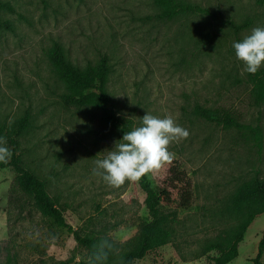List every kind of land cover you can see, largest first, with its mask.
Listing matches in <instances>:
<instances>
[{"label":"rangeland","instance_id":"rangeland-1","mask_svg":"<svg viewBox=\"0 0 264 264\" xmlns=\"http://www.w3.org/2000/svg\"><path fill=\"white\" fill-rule=\"evenodd\" d=\"M2 1L14 10H0V19L12 27L0 28V121L9 125L31 116L17 153L46 182L67 223L80 235L100 232L124 244L148 215L138 181L114 188L93 174L94 161L123 134L105 112L64 104L67 90L48 57L55 42L81 69L108 57L109 107L117 117L136 127L146 113L172 115L190 133L171 145L173 162L149 176L158 189L173 167L184 170L192 182V205L162 210L175 219L172 240L134 264H215L223 258L216 251L197 255L204 243L232 231L240 187L264 178V103L256 105L247 72L231 51L236 42L231 24L245 27L241 38L264 27V0H179L209 14L173 20L155 18L161 10L155 0ZM198 107L260 127L261 146L248 130L202 118ZM263 232L261 214L230 264H255ZM82 261L86 251L74 232L37 209L35 196L19 186L11 168L0 169V264Z\"/></svg>","mask_w":264,"mask_h":264},{"label":"trees","instance_id":"trees-1","mask_svg":"<svg viewBox=\"0 0 264 264\" xmlns=\"http://www.w3.org/2000/svg\"><path fill=\"white\" fill-rule=\"evenodd\" d=\"M155 2L161 9L155 18L160 20H173L181 14H209L205 8L197 4L179 0H155ZM2 9L14 10L8 2L0 0V10ZM231 26L236 42H239L242 40L240 31L245 27L235 24ZM0 28L11 30L12 27L8 21L0 19ZM231 51L235 53L233 47ZM48 57L53 71L67 90L63 95L65 105L79 110L94 108L105 112L109 121L120 127L123 135L134 128L133 121L117 117L109 107L110 95L107 86L112 67L107 56H103L97 64L81 69L70 61L62 45L55 42L48 51ZM247 76L252 85L255 103L261 106L264 103V68L261 67L255 74L247 73ZM196 112L202 118L227 128L236 127L250 131L254 140L261 146L263 133L260 127L253 128L242 124L235 117L224 115L219 110L198 107ZM31 125V116L28 113L9 125L0 121V137L7 139L13 153L7 163H0V169L11 168L16 173L19 186L28 195L35 196L37 209L58 227L69 228L74 232L79 246L86 251V261L79 264H134L144 259L151 250L170 243L174 235L172 223L175 219H170V216L163 214L162 210L174 204L180 209L187 210L193 201L192 182L184 170L173 167L165 186L158 189L153 186L149 175L138 181L144 194L143 204L148 217L140 225L136 235L124 244H118L111 237L100 232L80 235L67 223L63 207L50 199L46 182L37 176L17 153L19 139ZM233 204L237 219L232 231L224 237L219 236L204 243L197 258L216 251L224 254V257L215 259V264H230L239 256V245L244 240L249 226L258 215L264 214V178L240 187ZM103 242H107V246L101 248ZM263 255L264 232L254 263L264 264L261 262Z\"/></svg>","mask_w":264,"mask_h":264},{"label":"clouds","instance_id":"clouds-1","mask_svg":"<svg viewBox=\"0 0 264 264\" xmlns=\"http://www.w3.org/2000/svg\"><path fill=\"white\" fill-rule=\"evenodd\" d=\"M235 57L243 70L255 74L264 66V27H254L250 34L233 43ZM189 131L180 126L172 115L163 118L146 113L141 125L124 133L112 150L94 161L93 174L110 187L119 188L128 182H137L171 164L175 153L171 145L189 137ZM7 139L0 137V163H7L13 153ZM103 242L100 247H106Z\"/></svg>","mask_w":264,"mask_h":264}]
</instances>
